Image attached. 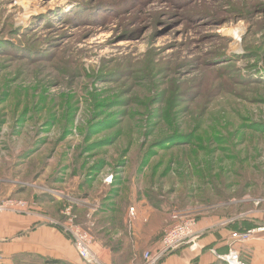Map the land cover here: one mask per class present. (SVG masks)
<instances>
[{
	"label": "rangeland",
	"instance_id": "1",
	"mask_svg": "<svg viewBox=\"0 0 264 264\" xmlns=\"http://www.w3.org/2000/svg\"><path fill=\"white\" fill-rule=\"evenodd\" d=\"M38 192L110 264L264 216V0H0V196Z\"/></svg>",
	"mask_w": 264,
	"mask_h": 264
},
{
	"label": "crops",
	"instance_id": "2",
	"mask_svg": "<svg viewBox=\"0 0 264 264\" xmlns=\"http://www.w3.org/2000/svg\"><path fill=\"white\" fill-rule=\"evenodd\" d=\"M24 192L27 193L28 190ZM45 195L38 192L34 195L35 197L25 199L31 205V209L27 212L6 211L0 215V264L11 263L15 258L21 260L32 257L41 260L54 258L80 264V258L71 237L56 224L60 221L62 213L46 207L45 203L54 204V201L51 203L44 201L47 199ZM95 203L101 206V202L96 201ZM259 214L244 219L232 217L211 228L198 223L199 230L202 231L199 239L200 247L197 250H191L189 246L181 247L168 255L162 264L214 263L217 258L210 251L211 248L224 253L228 248L230 233L240 227L242 220L253 222L254 227L264 224L263 215L259 216ZM154 246L155 244L152 247ZM205 246L209 249L203 252ZM92 247L103 261L111 263L112 255L109 249L102 246L96 247L95 244ZM241 250L247 264H264V233L256 234L253 239L241 247Z\"/></svg>",
	"mask_w": 264,
	"mask_h": 264
},
{
	"label": "built area",
	"instance_id": "3",
	"mask_svg": "<svg viewBox=\"0 0 264 264\" xmlns=\"http://www.w3.org/2000/svg\"><path fill=\"white\" fill-rule=\"evenodd\" d=\"M114 176L107 178L106 182L111 183ZM31 209V205L27 200L15 198H2L0 196V215L6 211L27 212ZM134 207L131 213L134 214ZM63 214L65 222L63 230L71 237L74 247L85 264H105L101 258L93 250V237L89 231L84 230L76 224V216L73 215L72 206H67ZM176 215V214H174ZM178 218V216H176ZM56 224H59L56 223ZM264 233V226H260L251 230L232 231L227 244V250L224 253L219 252L215 248H211V252L216 258L225 264H247L241 247L253 239L256 234ZM202 231L196 226L195 218L187 217L184 221H176L169 226L163 233L159 243L152 249L145 252L144 257L146 264H157L170 253L181 247L189 246L191 250H197L199 239Z\"/></svg>",
	"mask_w": 264,
	"mask_h": 264
},
{
	"label": "trees",
	"instance_id": "4",
	"mask_svg": "<svg viewBox=\"0 0 264 264\" xmlns=\"http://www.w3.org/2000/svg\"><path fill=\"white\" fill-rule=\"evenodd\" d=\"M110 205V204H109ZM110 206H112V204L110 205ZM111 209L113 210V207H111ZM254 225V223L253 222H251V223H249V222H247V221H245V220H242L241 221V223H240V227L237 229V230H235V231H244V230H251V229H254V228H256V227H259V226H264V224H261V225H258V226H256V227H254L253 226ZM254 227V228H253ZM159 243V242H158ZM157 245V244H156ZM155 245V246H156ZM154 246V247H155ZM209 249V247L207 246H205V247H203V252L204 251H207ZM175 251H177V250H175ZM175 251H173L172 253H170V254H173ZM168 257V256H167ZM167 257H165L164 259H163V261L167 258ZM80 258V257H79ZM80 260H81V262L83 263V264H85L83 261H82V259L80 258ZM196 261V260H195ZM43 263L44 264H73V263H69V262H66V261H63V260H60V259H54V258H44V260H43ZM225 264L224 262H222V261H220V260H216L214 263H212V264ZM7 264H22L21 262H20V260L19 259H17V258H15L14 260H13V262H11V263H7Z\"/></svg>",
	"mask_w": 264,
	"mask_h": 264
}]
</instances>
